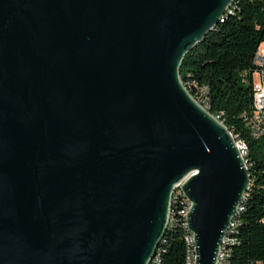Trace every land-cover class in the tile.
Listing matches in <instances>:
<instances>
[{
	"label": "water",
	"instance_id": "water-1",
	"mask_svg": "<svg viewBox=\"0 0 264 264\" xmlns=\"http://www.w3.org/2000/svg\"><path fill=\"white\" fill-rule=\"evenodd\" d=\"M234 0H0V264H149L176 185L216 264L249 176L183 86Z\"/></svg>",
	"mask_w": 264,
	"mask_h": 264
},
{
	"label": "trees",
	"instance_id": "trees-1",
	"mask_svg": "<svg viewBox=\"0 0 264 264\" xmlns=\"http://www.w3.org/2000/svg\"><path fill=\"white\" fill-rule=\"evenodd\" d=\"M260 45L264 46V0H235L221 23L185 55L179 71L182 84L198 103L203 100L190 82L207 86L206 110L230 133L239 135L234 139L241 144V151L248 150L247 170L248 161L252 165V183L239 214L241 225L230 236L226 264H264V134L253 139V125L248 129L243 117L252 110V75L256 72L263 77L264 93V66L253 64ZM174 203L175 195L171 216ZM183 234L179 227H168L155 251V264L159 254L161 264H184Z\"/></svg>",
	"mask_w": 264,
	"mask_h": 264
},
{
	"label": "built area",
	"instance_id": "built-area-1",
	"mask_svg": "<svg viewBox=\"0 0 264 264\" xmlns=\"http://www.w3.org/2000/svg\"><path fill=\"white\" fill-rule=\"evenodd\" d=\"M253 64L257 67H263L264 66V47L262 45L259 46L254 60H253ZM258 76H259V72H256L252 75V87H253V106H252V110L249 114H244L243 117L245 118V123L249 129V124H258L259 125V132H250V136L253 139H257V133H264V106H262V94L258 92ZM191 87H194L197 89V92L200 93V100H203L204 102V92H208V88L205 85H199L195 82H190ZM206 104L209 103H204V108H206ZM232 138H235V136H239L238 134H232ZM235 145H240L241 144H237L235 143ZM245 157H247L248 160V150H243ZM251 163L248 161V175L250 168H251ZM185 180H182L181 182H179L176 185L177 188V196H176V203H174V213L172 214V220L171 222H169V230L173 229V228H181L184 232L183 234V242L185 245V261L184 264H191V246H190V235H193L187 226V222H186V217H187V205L190 204H186V202H184V199L181 198V187L183 185ZM250 183H252V179L250 177ZM249 193V192H248ZM248 197V195H247ZM247 197H245V201L247 199ZM241 216H239L238 218V224H236L234 227L236 226H240L241 225ZM232 228V229H233ZM223 242L220 243L219 246V250L224 249L225 247V243H227L228 241V235L223 237ZM156 264H161V260H160V254L157 255V263ZM221 264H225L224 263V258H222Z\"/></svg>",
	"mask_w": 264,
	"mask_h": 264
},
{
	"label": "bare ground",
	"instance_id": "bare-ground-1",
	"mask_svg": "<svg viewBox=\"0 0 264 264\" xmlns=\"http://www.w3.org/2000/svg\"><path fill=\"white\" fill-rule=\"evenodd\" d=\"M235 2V0H234ZM234 2L231 4V6L226 10V12L221 16V18L219 19V23H221L222 19L224 18V16L229 13L231 7L233 6ZM216 28V27H215ZM260 76V83L258 84V92L262 94V106H264V93L261 89V82H262V75H259ZM184 86V85H183ZM187 90V89H186ZM200 94V93H199ZM205 94V92H204ZM191 95V94H190ZM192 97V96H191ZM194 101L199 104L201 107L204 108V102L202 103H198L195 99ZM207 106L208 104H206V108H204L205 110L207 109ZM253 126V129H252V132H259V125L258 124H252ZM262 134L264 133H257V138H259ZM232 136V135H231ZM234 143H237L239 144L234 138H232ZM238 151H239V154L242 158V161L246 167V162H245V154L243 151H241L240 149V145H236ZM246 170H247V167H246ZM249 176V175H248ZM249 187H250V178H249ZM249 187H248V190H249ZM248 192V191H247ZM247 192L244 194V200H245V197H246V194ZM177 196V188L175 187L173 192H172V195H171V198H170V211H169V216H168V221H167V227H166V231L168 230V227H169V222H171L172 220V216H171V207H172V199H173V196ZM181 196L182 198L184 199V202H186V204H190L189 200L185 197L182 189H181ZM243 200V201H244ZM243 203V202H242ZM242 203L237 207V214L234 215L232 218H231V221L230 223L232 225H229L227 230L225 231V235L224 236H227L228 235V241L227 243H225V247L224 249L222 250H219L218 251V256H217V261H216V264H221V261H222V258H224V263L226 264L227 260H228V256H229V252H228V247L230 245L229 243V240H230V236L231 234L233 233V231H235L236 227L233 228V226H235L237 224V219H238V216L240 213H242ZM190 206L191 205H187V213L189 212V209H190ZM233 228V229H232ZM163 238V237H162ZM161 241V240H160ZM160 243V242H159ZM190 246H191V264H195V247H194V235H190ZM158 247V246H157ZM157 249V248H156ZM155 254V253H154ZM156 260H154V255L151 259V261L149 262V264H155Z\"/></svg>",
	"mask_w": 264,
	"mask_h": 264
},
{
	"label": "rangeland",
	"instance_id": "rangeland-1",
	"mask_svg": "<svg viewBox=\"0 0 264 264\" xmlns=\"http://www.w3.org/2000/svg\"><path fill=\"white\" fill-rule=\"evenodd\" d=\"M264 47V46H263ZM260 83V76H258V84Z\"/></svg>",
	"mask_w": 264,
	"mask_h": 264
}]
</instances>
